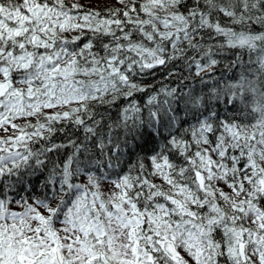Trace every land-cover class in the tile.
<instances>
[{
	"label": "snow or ice",
	"instance_id": "snow-or-ice-1",
	"mask_svg": "<svg viewBox=\"0 0 264 264\" xmlns=\"http://www.w3.org/2000/svg\"><path fill=\"white\" fill-rule=\"evenodd\" d=\"M0 264H264V0H0Z\"/></svg>",
	"mask_w": 264,
	"mask_h": 264
}]
</instances>
